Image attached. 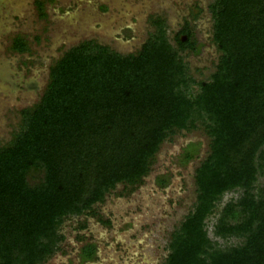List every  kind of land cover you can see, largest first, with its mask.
<instances>
[{"label": "trees", "instance_id": "obj_1", "mask_svg": "<svg viewBox=\"0 0 264 264\" xmlns=\"http://www.w3.org/2000/svg\"><path fill=\"white\" fill-rule=\"evenodd\" d=\"M208 10L219 56L207 79L180 54L195 48L188 23L174 46L160 17L135 53L88 40L50 66L39 101L0 147V264H43L66 218L118 183L140 185L161 143L198 126L209 151L161 264H264V0H211ZM12 46L26 49L19 38ZM95 253L81 248L82 259Z\"/></svg>", "mask_w": 264, "mask_h": 264}, {"label": "rangeland", "instance_id": "obj_2", "mask_svg": "<svg viewBox=\"0 0 264 264\" xmlns=\"http://www.w3.org/2000/svg\"><path fill=\"white\" fill-rule=\"evenodd\" d=\"M210 2L0 0V147L20 130L21 111L39 101L49 68L64 51L91 40L121 54L135 53L155 30V17L164 19L174 46L175 34L188 23L195 48L180 54L196 80L207 79L219 56ZM16 38L25 43L24 51L13 48ZM208 151L201 126L164 140L140 185L130 190L118 183L92 211L62 222L64 239L43 264H161L171 232L193 207L195 169ZM211 228L210 223V235ZM85 243L97 248L92 259L80 255Z\"/></svg>", "mask_w": 264, "mask_h": 264}, {"label": "water", "instance_id": "obj_3", "mask_svg": "<svg viewBox=\"0 0 264 264\" xmlns=\"http://www.w3.org/2000/svg\"><path fill=\"white\" fill-rule=\"evenodd\" d=\"M180 39L183 41L186 39V36L185 35H181Z\"/></svg>", "mask_w": 264, "mask_h": 264}, {"label": "flooded vegetation", "instance_id": "obj_4", "mask_svg": "<svg viewBox=\"0 0 264 264\" xmlns=\"http://www.w3.org/2000/svg\"><path fill=\"white\" fill-rule=\"evenodd\" d=\"M83 246V245H82ZM82 248V247H81ZM96 252H97V248H96ZM96 254V253H95ZM80 255H81V252H80ZM85 260V259H84ZM88 260V259H87Z\"/></svg>", "mask_w": 264, "mask_h": 264}]
</instances>
